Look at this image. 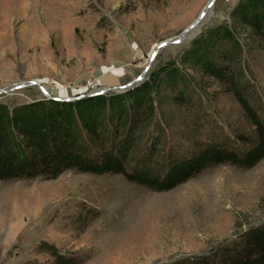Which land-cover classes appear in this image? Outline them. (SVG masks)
Segmentation results:
<instances>
[{
    "label": "rangeland",
    "instance_id": "rangeland-1",
    "mask_svg": "<svg viewBox=\"0 0 264 264\" xmlns=\"http://www.w3.org/2000/svg\"><path fill=\"white\" fill-rule=\"evenodd\" d=\"M209 1L0 0V89L34 81L51 96L78 97L123 86L144 71L160 41L178 34ZM236 1L214 0L203 28L229 22ZM238 41L244 49L239 66L264 118V53L244 35ZM187 42L163 47L129 89L77 98L134 88L149 94L151 112L144 104L130 106L115 126L122 134L131 119L136 132L124 159L127 170L144 166L161 176L170 162L203 144L230 145L234 133H249L231 93L179 61ZM171 65L178 68L175 84L155 85ZM39 98V88L27 85L2 94L0 102ZM261 223L264 157L248 168L207 166L167 190L120 173L73 168L54 178L0 180V264H61L67 258L69 264H190Z\"/></svg>",
    "mask_w": 264,
    "mask_h": 264
},
{
    "label": "trees",
    "instance_id": "trees-1",
    "mask_svg": "<svg viewBox=\"0 0 264 264\" xmlns=\"http://www.w3.org/2000/svg\"><path fill=\"white\" fill-rule=\"evenodd\" d=\"M229 19L203 28L188 40L179 61L196 68L231 93L251 126L248 134L234 133L235 141L230 145L203 144L170 162L162 175L157 176L144 166L125 168L127 150L136 138L131 119L122 134L115 130V126L125 121L130 106L139 108L144 104L151 112L149 94H138L139 88L73 101L39 98L10 106L0 102V180L54 178L61 171L73 168L80 172L120 173L148 188L167 190L207 166L254 165L264 157V118L258 113L259 97L239 66L237 56L244 49L238 36L244 35L250 45L264 53V0H237ZM247 44H244L246 50ZM177 73L178 68L169 66L162 73L163 79L157 75L155 85L171 88ZM172 97L182 101L181 95ZM70 261L61 259L59 263ZM190 264H264V223L243 231L216 254L191 260Z\"/></svg>",
    "mask_w": 264,
    "mask_h": 264
},
{
    "label": "water",
    "instance_id": "water-1",
    "mask_svg": "<svg viewBox=\"0 0 264 264\" xmlns=\"http://www.w3.org/2000/svg\"><path fill=\"white\" fill-rule=\"evenodd\" d=\"M213 3H214V0H210L208 2V4L202 8V10L198 14V16L192 22H190L186 27H184L178 34L160 41L158 43V45H156L153 48L144 71L134 81H131V82H129L123 86H118V87H113V88L102 87L99 90L93 92L92 94H87V95L82 94L78 97H54V96L49 95L47 93V91L45 89H43L37 82L21 81V82L15 83L13 85L7 86L6 88L0 89V96L2 94H7L14 89L22 88V87L27 86V85H36L39 88V90L41 91V94L43 95L44 98H52V99H55L58 101H73L79 97L93 95L96 93H102L107 89L113 90L116 92L129 89L130 86L132 85V83L137 84L142 80L144 73L146 72L147 68L149 67L151 61L153 60V57L163 47L170 45V44H176V43H179V42L184 41V40H189V39L195 37L203 29L204 25L206 24L207 20L209 19V17L212 14Z\"/></svg>",
    "mask_w": 264,
    "mask_h": 264
}]
</instances>
